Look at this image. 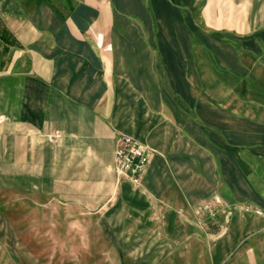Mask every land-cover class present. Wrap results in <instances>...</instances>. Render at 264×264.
Masks as SVG:
<instances>
[{
	"label": "crops",
	"instance_id": "crops-1",
	"mask_svg": "<svg viewBox=\"0 0 264 264\" xmlns=\"http://www.w3.org/2000/svg\"><path fill=\"white\" fill-rule=\"evenodd\" d=\"M52 207L98 223L33 224ZM0 241L24 264H264V0H0Z\"/></svg>",
	"mask_w": 264,
	"mask_h": 264
},
{
	"label": "built area",
	"instance_id": "built-area-1",
	"mask_svg": "<svg viewBox=\"0 0 264 264\" xmlns=\"http://www.w3.org/2000/svg\"><path fill=\"white\" fill-rule=\"evenodd\" d=\"M150 157V149L130 136L122 137L115 153V160L120 173L134 185L141 184L146 175Z\"/></svg>",
	"mask_w": 264,
	"mask_h": 264
},
{
	"label": "rangeland",
	"instance_id": "rangeland-1",
	"mask_svg": "<svg viewBox=\"0 0 264 264\" xmlns=\"http://www.w3.org/2000/svg\"><path fill=\"white\" fill-rule=\"evenodd\" d=\"M65 212H61L58 210L56 207L49 208L47 214L48 216L46 217H37L33 218V224H39V225H47V226H61V225H66V224H97L98 219L97 217L93 218H84L80 217L74 219V223L71 222V219L66 218L61 216ZM60 215V216H58ZM59 236L57 234H33L32 235V241L33 243L36 241L41 240L42 241H51L55 242V238ZM7 243H3L0 241V264H24L23 259H24V250L23 249H9L7 248ZM47 248H52L51 250L47 249L46 251L54 254L56 252L55 247H47ZM39 250L33 249L32 253H38Z\"/></svg>",
	"mask_w": 264,
	"mask_h": 264
}]
</instances>
